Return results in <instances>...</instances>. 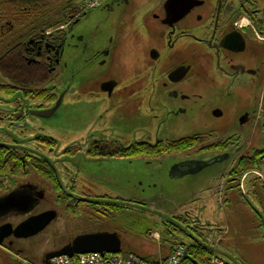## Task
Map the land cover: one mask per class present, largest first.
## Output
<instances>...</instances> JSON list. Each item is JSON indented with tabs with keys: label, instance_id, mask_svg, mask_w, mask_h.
<instances>
[{
	"label": "flooded vegetation",
	"instance_id": "af4514ba",
	"mask_svg": "<svg viewBox=\"0 0 264 264\" xmlns=\"http://www.w3.org/2000/svg\"><path fill=\"white\" fill-rule=\"evenodd\" d=\"M178 5L117 1L101 8L116 11L117 20L100 34L97 23L72 33L78 15L58 32L28 40L22 59L44 76L28 88L0 84V247L22 253L24 244L55 222L64 227L68 213L94 215L85 226L94 229L77 236L100 233L105 222L98 219L144 205L107 190L113 160L222 156L213 164L222 170L213 177L220 184L208 190L211 195L231 185L243 193L249 177L263 178L264 0ZM67 37L84 70L76 72L74 89L60 78V69L68 67ZM70 98L81 115L58 119L60 105ZM55 121L56 133L49 128ZM82 165L95 173L82 172ZM254 188L263 204L264 184ZM45 212L56 215L43 231L15 237L19 224ZM167 217L162 225L178 231V222L201 240L210 231L187 213ZM56 250L45 253L42 264Z\"/></svg>",
	"mask_w": 264,
	"mask_h": 264
},
{
	"label": "rangeland",
	"instance_id": "374dc122",
	"mask_svg": "<svg viewBox=\"0 0 264 264\" xmlns=\"http://www.w3.org/2000/svg\"><path fill=\"white\" fill-rule=\"evenodd\" d=\"M129 1L142 5L144 1L155 0ZM74 2L80 4V0ZM85 2L86 0L80 6ZM109 2L110 0H105L102 5ZM67 16H70L68 12ZM69 18H67V23H70ZM116 20V11L108 13L98 7L91 8L86 10L80 21L73 26L72 33H77L82 28L89 29L95 23L99 25L97 32L100 33L113 25ZM0 44V52H2L4 45ZM63 57L68 67L63 69V72L60 69V78L65 85L69 83L71 89H74L78 81L76 72L84 70L80 68V63L75 59L74 41L69 37L66 38ZM65 78L68 79L67 83ZM6 82L7 79L0 73V84ZM74 101L76 99L70 98L69 101H64L60 105L58 119L69 118L71 120L81 115V109H77ZM54 124L56 125H50L49 128L56 133V121ZM184 154L154 162H149L148 159L127 162L113 160L110 166L108 164L107 176L110 178L104 183L110 182L111 185L107 184L109 187L107 190L120 197L136 199L144 205L132 206L123 213L112 212L111 217L98 219V221L105 222L100 233H115L121 242V253L133 252L141 257L164 256L168 253L172 243L187 245L189 243L188 234L192 235V231L186 230L187 234H185L180 230L170 229L162 225L161 220L163 221L164 216L171 214L187 213L198 223L209 224L210 231L206 239L223 253L222 257L229 261L237 259L241 264H264V226L261 225L263 219L259 216L263 214L264 203L262 204L257 198L254 188V185L264 184V163L258 168L263 178L249 177L244 183L243 193L239 192L237 185H231L220 195H211L212 191L210 193L208 190L218 188L220 182L213 177L219 170H222V166L211 165L193 175L180 178L171 177L170 169L178 159H186L187 155ZM226 166L228 164L224 167ZM85 167L82 165L77 168L87 174L95 173L93 169ZM87 213L65 214L64 227L59 226V222H55L24 244L22 247L25 250L22 253L13 248L0 247V264H19L20 261L22 264H42L41 259L45 253L51 249H59L66 241L77 236L81 230L94 229V225L85 227L86 224L92 222L89 218L94 216H91L90 212ZM75 220L77 222L72 223Z\"/></svg>",
	"mask_w": 264,
	"mask_h": 264
},
{
	"label": "trees",
	"instance_id": "16d2710c",
	"mask_svg": "<svg viewBox=\"0 0 264 264\" xmlns=\"http://www.w3.org/2000/svg\"><path fill=\"white\" fill-rule=\"evenodd\" d=\"M74 1L0 0V43L4 45L0 52V72L10 83L28 88L25 84L44 76L42 69L34 68L22 59L23 49L28 46V40L36 39L48 30L58 32L57 28L68 24L67 18L81 15L83 4H80L85 0H80V4ZM174 244L176 242L171 246ZM184 246L181 264H210L209 258L215 254L213 249L195 240L190 239ZM142 259L156 261L154 257Z\"/></svg>",
	"mask_w": 264,
	"mask_h": 264
},
{
	"label": "water",
	"instance_id": "95a60500",
	"mask_svg": "<svg viewBox=\"0 0 264 264\" xmlns=\"http://www.w3.org/2000/svg\"><path fill=\"white\" fill-rule=\"evenodd\" d=\"M123 1L124 3L128 2V0H110L107 4H101L98 8H103L104 6H108L114 2ZM183 0H168V5L171 7L179 6ZM185 5L189 4L190 0H184ZM185 6H182L184 9ZM100 34V33H99ZM222 156H216L209 160L202 159H184L178 161L176 164L172 166L169 171V175L171 177H184L188 175H193L202 169L209 167L215 163H219L222 161ZM55 212H45L40 215L31 217L19 224L13 231L15 237H30L37 235L41 231L45 229V227L51 222V220L55 217ZM263 219L264 216L259 215ZM167 219V216H164ZM169 219V218H168ZM167 219V220H168ZM169 221V220H168ZM180 231L187 234L186 229L181 226L180 223L177 222L176 226ZM188 237L200 242L201 244L206 245L214 250L215 253L222 255L221 251H219L214 246H210L208 244L203 243L198 240L195 236L188 234ZM1 243V241H0ZM121 250V242L115 233H87L78 235L75 237L72 242L59 250L46 254L44 258V264H52L51 259L60 256L72 257L74 254H88V253H118ZM234 264H240L236 259H230Z\"/></svg>",
	"mask_w": 264,
	"mask_h": 264
},
{
	"label": "built area",
	"instance_id": "2783aa9c",
	"mask_svg": "<svg viewBox=\"0 0 264 264\" xmlns=\"http://www.w3.org/2000/svg\"><path fill=\"white\" fill-rule=\"evenodd\" d=\"M105 0H86L82 10L86 11L98 7ZM185 253L182 244H175L165 257L154 262H147L133 254H79L72 257H56L51 260L52 264H181ZM210 264H230L218 256L209 258Z\"/></svg>",
	"mask_w": 264,
	"mask_h": 264
},
{
	"label": "crops",
	"instance_id": "0c3cea01",
	"mask_svg": "<svg viewBox=\"0 0 264 264\" xmlns=\"http://www.w3.org/2000/svg\"><path fill=\"white\" fill-rule=\"evenodd\" d=\"M158 256H160V255H156V256H154V258H157ZM161 256H163V255H161ZM164 256H166V255H164ZM164 256H163V257H164Z\"/></svg>",
	"mask_w": 264,
	"mask_h": 264
}]
</instances>
